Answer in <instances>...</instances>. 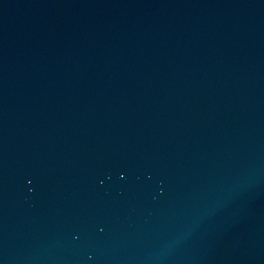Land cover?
<instances>
[{
  "label": "water",
  "instance_id": "95a60500",
  "mask_svg": "<svg viewBox=\"0 0 264 264\" xmlns=\"http://www.w3.org/2000/svg\"><path fill=\"white\" fill-rule=\"evenodd\" d=\"M0 264H264V0H0Z\"/></svg>",
  "mask_w": 264,
  "mask_h": 264
}]
</instances>
